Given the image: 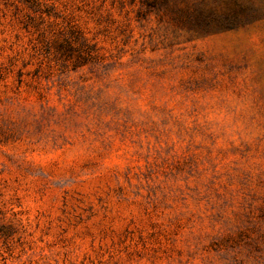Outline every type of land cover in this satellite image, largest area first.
<instances>
[{"label":"rangeland","instance_id":"1","mask_svg":"<svg viewBox=\"0 0 264 264\" xmlns=\"http://www.w3.org/2000/svg\"><path fill=\"white\" fill-rule=\"evenodd\" d=\"M203 2L0 0V264H264V15Z\"/></svg>","mask_w":264,"mask_h":264},{"label":"trees","instance_id":"2","mask_svg":"<svg viewBox=\"0 0 264 264\" xmlns=\"http://www.w3.org/2000/svg\"><path fill=\"white\" fill-rule=\"evenodd\" d=\"M36 12L41 14H46L50 16V12L44 11L40 6L32 4L30 6ZM181 14L192 24L197 25H207L216 24V25H232L239 24L243 22H249L255 20L264 15V0H230V4L226 5L225 8L218 9L217 7L213 8L208 3L203 2V8L196 7L192 9H181ZM59 51L62 55L69 57L70 54H65L67 51H72V43L69 40L61 42L59 44ZM95 52L94 49L85 52L83 54V59L90 61L96 55L92 54Z\"/></svg>","mask_w":264,"mask_h":264}]
</instances>
